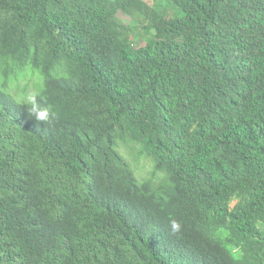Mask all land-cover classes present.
Returning <instances> with one entry per match:
<instances>
[{
    "label": "trees",
    "instance_id": "16d2710c",
    "mask_svg": "<svg viewBox=\"0 0 264 264\" xmlns=\"http://www.w3.org/2000/svg\"><path fill=\"white\" fill-rule=\"evenodd\" d=\"M161 1L0 0V264H264V0Z\"/></svg>",
    "mask_w": 264,
    "mask_h": 264
},
{
    "label": "rangeland",
    "instance_id": "374dc122",
    "mask_svg": "<svg viewBox=\"0 0 264 264\" xmlns=\"http://www.w3.org/2000/svg\"><path fill=\"white\" fill-rule=\"evenodd\" d=\"M145 1L149 2L150 4H153L154 6H156V5H160L161 7L164 6V3L161 0H145ZM138 30L139 29L134 30L135 34L138 35L137 39L133 40L135 46L143 45L146 38H147L145 35H141V33H140L141 31L139 30L140 31L139 32ZM10 68L12 69V66ZM28 70L30 72H34L30 68H28ZM14 81H16V82H14V84H12V86L10 87V89L13 93H17L22 88H26L28 92H30V91L32 92L34 90L35 84L38 82V77L36 75L31 76V74L29 73V74H27V76L20 77L19 80L16 79ZM16 86H19L18 89H16ZM7 91H8V89H7ZM119 147H120V145H119ZM119 147H117L118 152H120V154H122L124 156L125 160L128 162V164L131 166L132 169L134 167L137 170L140 177H146L148 175V173H150V171L152 169V164L148 159L141 157V156H138L137 153L134 154L133 151H131V149H129L127 147H121V148H119ZM134 147L135 146H131L132 149ZM135 151H136V149H135ZM137 178L140 179L138 176H137Z\"/></svg>",
    "mask_w": 264,
    "mask_h": 264
},
{
    "label": "clouds",
    "instance_id": "9594fccd",
    "mask_svg": "<svg viewBox=\"0 0 264 264\" xmlns=\"http://www.w3.org/2000/svg\"><path fill=\"white\" fill-rule=\"evenodd\" d=\"M28 103L31 105L30 115L37 122H50L51 120L57 118V114L52 111L51 107L45 104L40 98L38 92H34L29 95ZM169 227L172 234H176L181 229V223L176 219H171L169 221Z\"/></svg>",
    "mask_w": 264,
    "mask_h": 264
}]
</instances>
